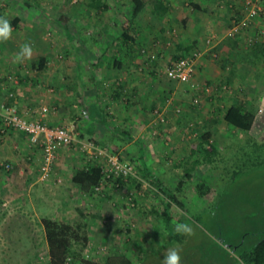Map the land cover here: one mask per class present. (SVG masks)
<instances>
[{
  "label": "crops",
  "instance_id": "crops-1",
  "mask_svg": "<svg viewBox=\"0 0 264 264\" xmlns=\"http://www.w3.org/2000/svg\"><path fill=\"white\" fill-rule=\"evenodd\" d=\"M59 2L76 12L73 20H56L62 59L40 35L39 28L52 20L14 17L11 39L0 43V108L74 132L72 146L57 152L54 172L61 182H42L38 151L25 134L5 128L0 117V204L10 210L0 224L5 264H15V241L7 236L32 235L36 222L66 224L102 243L107 232L118 229V220L125 223L128 209L122 202L132 187L155 184L172 192L183 186L182 178L211 182L224 155L264 148L258 141L264 120L255 129L260 120L255 110L264 106V72L258 67L264 57V10L230 38L232 21L244 17L245 0H144L133 19L131 0ZM6 6L0 0V11ZM25 43L33 55L18 63L14 56ZM141 49L169 64L176 56H195L193 78L186 84L161 79L157 59L151 66ZM233 105L254 114L248 132L225 123L224 113ZM43 108L48 112L42 114ZM85 142L133 162L134 177L103 196L91 195L92 187L82 190L74 177L88 166L81 152ZM6 163L13 166L10 173L4 171ZM11 219L15 229L7 226ZM105 220L109 223L102 227ZM41 230L45 235L42 225Z\"/></svg>",
  "mask_w": 264,
  "mask_h": 264
},
{
  "label": "rangeland",
  "instance_id": "rangeland-1",
  "mask_svg": "<svg viewBox=\"0 0 264 264\" xmlns=\"http://www.w3.org/2000/svg\"><path fill=\"white\" fill-rule=\"evenodd\" d=\"M25 1L30 2L31 7H26ZM11 2H15V7ZM4 3H8L10 7L6 6L0 11V15L8 20L14 17L25 20H52L50 25L39 28L42 33L40 35L45 37L46 42H51L50 49L55 52L58 60L63 58L65 49L57 44V32L60 28L56 20L62 21L64 17L73 20L76 16L75 9L67 10L59 0H4ZM263 10L264 3L261 13ZM148 59V63L153 66L152 63H155L157 58ZM169 62L167 59L161 62L157 59V64L163 69L161 79L168 81L164 71L170 65ZM258 67L264 72V57L260 58ZM260 105L261 103L258 106ZM255 112L260 115V120L255 125L257 129L264 120V106L257 107ZM224 158L227 159L217 170L211 172V182L182 178L179 183L183 186H180L179 190L178 186L170 188L182 204V207L171 205L174 224L188 223L195 231L194 236H182L180 243H174L173 247L179 246L182 264H224L223 256H220L219 262L215 259L219 248L228 250L238 260L239 252H233L236 245L244 240L243 248L252 247L264 234V148H245L243 153L237 156L226 154ZM129 191L135 193L136 199L135 207L126 214L125 223L118 220V224H115L118 229L110 235H107V232L102 243L95 244L92 238L78 234V240L72 242L70 264L102 263L110 254H124L132 262L138 263L150 248H160L163 252L169 248L164 241L163 246L160 245L161 237H153L154 227L162 233L165 232L164 225L151 214L152 208L161 203L156 185L132 187ZM8 210L9 207L0 209V224ZM108 223L106 221L100 225L103 227ZM34 225L36 232L32 235L7 236L10 242L15 241V264H49L47 251L44 249L45 235L41 233L39 222ZM7 226H13L15 229V220L11 219ZM89 249H93L92 253ZM3 253L0 251V264H5L2 262ZM238 262L239 260L233 264Z\"/></svg>",
  "mask_w": 264,
  "mask_h": 264
},
{
  "label": "built area",
  "instance_id": "built-area-1",
  "mask_svg": "<svg viewBox=\"0 0 264 264\" xmlns=\"http://www.w3.org/2000/svg\"><path fill=\"white\" fill-rule=\"evenodd\" d=\"M264 0H245L244 17L242 20H233L228 31V37H235L238 33L248 28L251 20L258 17L262 11ZM209 43V42H208ZM141 55L148 56L151 60L155 55L148 53L146 49L140 50ZM195 56H188L171 63L165 69V76L174 82L187 83L193 78ZM208 92V89H204ZM197 104L198 101L194 100ZM48 112L42 109V114ZM0 117L4 121V127L10 130L19 131L26 135L29 147L39 153V174L42 182H56L61 180L55 176L54 167L58 150L69 148L74 143V132L72 127L48 126L40 119H30L27 114H21L15 108H0ZM81 152L86 155L87 167L96 166L100 169V179L91 189V195L103 196L111 188L117 190L122 182L134 176L135 167L133 164L120 157L115 152H106L91 142H85L81 146ZM6 173L12 171V164L6 163L3 166ZM136 195L129 191L123 197V203L128 210L135 207ZM7 204H0V208H6ZM106 222V221H104ZM103 222V223H104ZM68 258L65 264H70Z\"/></svg>",
  "mask_w": 264,
  "mask_h": 264
},
{
  "label": "trees",
  "instance_id": "trees-1",
  "mask_svg": "<svg viewBox=\"0 0 264 264\" xmlns=\"http://www.w3.org/2000/svg\"><path fill=\"white\" fill-rule=\"evenodd\" d=\"M25 3L27 2L25 1ZM144 7V0H131L132 19L137 17ZM16 23L17 19H15V24ZM129 27L130 23L126 24L123 31V36L127 35ZM181 58L176 56L173 59V62H176ZM254 118L255 116L252 112L246 111L238 105L231 106L228 110H226L223 116L225 123L244 133L251 129ZM258 141L264 145V127L258 135ZM99 179V167L92 166L80 170L75 175L74 182L79 184L82 190L87 191L96 185ZM158 189L166 200L162 201L159 206L153 207L151 214L164 225L165 232L162 233L157 227H154L153 237L159 236L168 245V247H173L174 243H180L182 241V236L177 235L174 231L175 224L173 222L170 208L172 204L178 205L179 207H182V204L175 198L172 192L162 189L161 187H158ZM179 189L180 185L177 187V190ZM42 224L45 230V240L47 243V257L49 264H65L66 260L71 257L73 252L72 242L78 240V234L76 233V230L69 225L58 223L52 220H43ZM83 239L86 241V237ZM243 242L244 240H241L240 243L236 245L235 251H233L239 252V262L242 264H264V234L262 235V238L252 247L243 248ZM162 250L163 249L160 248H150L144 253L143 257L138 263L132 262L124 254H110L102 263L96 264H161L165 253ZM220 256H223L222 261L224 264H233L238 261L234 255L230 254L228 250L224 248H219V253H216L215 259L217 262L220 261ZM182 263L183 262L181 261V264Z\"/></svg>",
  "mask_w": 264,
  "mask_h": 264
},
{
  "label": "clouds",
  "instance_id": "clouds-1",
  "mask_svg": "<svg viewBox=\"0 0 264 264\" xmlns=\"http://www.w3.org/2000/svg\"><path fill=\"white\" fill-rule=\"evenodd\" d=\"M12 25L6 17H0V43H6L12 36ZM33 48L31 44L25 43L21 46L19 53L14 56V60L23 63L27 59H31ZM174 231L177 235L192 237L195 235L193 227L188 223H176ZM160 245L163 246L161 238ZM161 264H181V256L179 246L169 247L166 249Z\"/></svg>",
  "mask_w": 264,
  "mask_h": 264
}]
</instances>
